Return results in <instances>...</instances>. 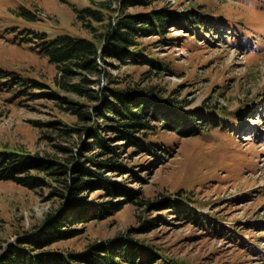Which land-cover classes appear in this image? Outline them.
Segmentation results:
<instances>
[{"label": "rangeland", "instance_id": "obj_1", "mask_svg": "<svg viewBox=\"0 0 264 264\" xmlns=\"http://www.w3.org/2000/svg\"><path fill=\"white\" fill-rule=\"evenodd\" d=\"M100 2L0 0V147L61 162L70 157L81 160L79 150L88 135L68 136L62 129L65 125L88 129L95 122L101 124L102 120L93 115L100 102L57 91L53 84L56 69L33 47L41 44L44 39L39 35L43 34L48 39L68 35L90 40L92 29L83 25L79 12L98 9ZM118 5L117 0H110L111 13ZM164 5L201 6L210 15L214 31L197 32L194 37L183 33L173 46L159 44L156 36L141 38L140 42L175 73L156 74L146 65H120L108 60L101 62V85L155 86L164 99L185 102L183 110L191 114L199 116L203 109L222 110L231 125L210 127L196 136L158 129L153 135L155 141L171 147L160 162L135 153L129 140L106 132L119 148L120 159L133 166L139 179L113 171L104 175L139 191L140 199L122 204L105 219L76 223L78 234L53 248L80 252L88 245L121 238L151 246L178 264H264V0H165L152 8ZM26 11L35 18L25 16ZM141 11L129 9L131 13ZM92 26L97 34L108 28L106 22ZM171 34L180 36L177 31ZM22 79L38 84L40 87L30 92L41 95L32 98L17 93L23 87L10 81L19 83ZM61 97L83 105L92 120L80 121L65 109ZM184 117L179 121L185 125ZM82 154L102 160L95 150ZM46 180L47 185L34 189L0 180V259L9 246L39 233L49 214L58 216L65 208H61L62 199L54 195L57 183ZM84 193L88 201L110 200L101 191ZM181 195L197 203L195 212L211 228L221 226L215 231L217 237L207 234V229L184 223L172 211L138 204L163 198L177 200ZM119 198L111 200L118 202ZM146 225L152 229L144 231Z\"/></svg>", "mask_w": 264, "mask_h": 264}, {"label": "trees", "instance_id": "obj_2", "mask_svg": "<svg viewBox=\"0 0 264 264\" xmlns=\"http://www.w3.org/2000/svg\"><path fill=\"white\" fill-rule=\"evenodd\" d=\"M117 1L118 10L114 13L110 11V0H102L98 9L86 8L79 12V19L84 22L83 25L92 29L90 40L68 35L48 39L43 34L39 35L40 39H44L41 44L33 47L36 53L47 57L48 62L56 69L57 75L53 79V84L57 91L81 97L85 101L100 102V107L93 115L97 120L101 119L102 123L95 122L88 129L69 125L62 129L68 136L81 132L88 135V140L83 142L81 151L79 150L80 161L70 157L61 162L51 157L43 158L29 152L0 147V180L13 181L34 189L47 185L46 179L50 178L57 183L53 190L54 195L62 199L61 208L65 207L58 216L55 213L49 214L39 233L31 238H21L17 244L9 246L1 256L0 264H178L151 246H144L135 242L136 240L130 241L133 239L124 242L121 238H114L88 245L80 252L53 248L55 244L78 234V229L74 227L76 223L105 219L118 211L122 204L140 199L139 191H133L125 182H113L104 175L113 171L120 174L129 173L132 179H139L133 166L120 159L119 148L113 144L112 139L105 136L106 132L115 133L122 137V140H129L135 153L145 154L159 161L171 147L161 146L162 141H155L153 135L157 134L158 129L163 131L170 129L176 134L196 136L210 127L231 125L228 117L222 116V110L203 109L199 116L191 114L183 110L185 102L176 98L164 99L155 86L142 88L101 85L99 81V76L103 73L101 62L108 60L120 65H146L148 71L156 74L175 73L165 60L158 58L148 48L149 46L140 42L141 38L156 36L159 44L173 46L175 42L181 41L183 33L194 37L197 32L205 34L207 30L214 31V24L211 18L209 20L210 15L204 13L200 9L201 6L189 5L180 8L164 5L152 8L156 2L165 0ZM129 9L142 11L131 13ZM24 15L35 18L27 11ZM94 22H106L107 30L97 34L92 26ZM216 25L219 26L220 23L216 22ZM172 31H177L180 36H173ZM24 81L22 79L19 83L18 80L10 82L23 87L17 91L20 95L32 98L41 95L30 92L38 89L40 87L38 84L35 82L27 84ZM112 83L117 85L120 82ZM59 100L67 106L65 109L71 111L80 121L92 120V114L80 103L72 101L69 97H61ZM180 117H184L187 124L181 123ZM203 117H206V120L203 121ZM217 118L219 122H216ZM199 119L202 121H198ZM93 150L100 153L101 161H94L90 156L82 154ZM59 175L62 177L57 178ZM129 175L127 179H130ZM85 190L101 191L110 200L106 203L88 201L84 196ZM112 198H119L122 201L112 202ZM188 203H192L191 206H184ZM138 204L172 211L184 223L207 229V234L218 236L215 231H219L221 226L219 229L211 228L207 220H203V216L195 212L199 207L189 197L181 195L177 200L163 198L154 203L139 201ZM165 218L166 216L161 221L164 222ZM151 229V225L143 228L144 231ZM237 230L241 231V228Z\"/></svg>", "mask_w": 264, "mask_h": 264}]
</instances>
